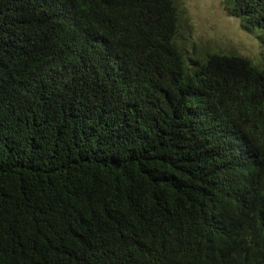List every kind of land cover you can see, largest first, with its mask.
<instances>
[{
	"label": "trees",
	"instance_id": "1",
	"mask_svg": "<svg viewBox=\"0 0 264 264\" xmlns=\"http://www.w3.org/2000/svg\"><path fill=\"white\" fill-rule=\"evenodd\" d=\"M264 48V0H223ZM174 0H0V264H264V55L176 43Z\"/></svg>",
	"mask_w": 264,
	"mask_h": 264
},
{
	"label": "rangeland",
	"instance_id": "2",
	"mask_svg": "<svg viewBox=\"0 0 264 264\" xmlns=\"http://www.w3.org/2000/svg\"><path fill=\"white\" fill-rule=\"evenodd\" d=\"M180 23L176 43L186 57L205 52L235 53L259 62L264 55L258 38L241 29L225 11L223 0H174ZM197 60V59H196Z\"/></svg>",
	"mask_w": 264,
	"mask_h": 264
}]
</instances>
